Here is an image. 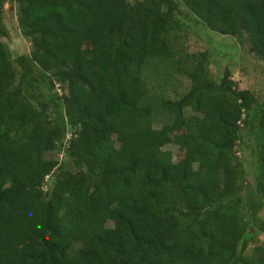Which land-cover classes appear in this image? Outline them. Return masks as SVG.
Returning a JSON list of instances; mask_svg holds the SVG:
<instances>
[{"label": "trees", "instance_id": "trees-1", "mask_svg": "<svg viewBox=\"0 0 264 264\" xmlns=\"http://www.w3.org/2000/svg\"><path fill=\"white\" fill-rule=\"evenodd\" d=\"M15 1L31 51L2 40L0 0V264H264V99L212 77L180 13L264 59V0Z\"/></svg>", "mask_w": 264, "mask_h": 264}, {"label": "rangeland", "instance_id": "rangeland-1", "mask_svg": "<svg viewBox=\"0 0 264 264\" xmlns=\"http://www.w3.org/2000/svg\"><path fill=\"white\" fill-rule=\"evenodd\" d=\"M134 2L135 0H129ZM181 16L189 26L187 45L191 51L207 50L211 53V75L220 78L224 72L229 71L231 78L243 89H251L260 99H264V59L255 55L249 48L245 35L228 36L215 33L206 28L188 9L181 5ZM4 22L8 30V35L2 40L9 46L13 57L20 54H27L31 51V42L23 36L20 31L17 2L15 0H5ZM185 85L179 87L178 94L184 92ZM165 149L171 150L175 159L182 156L183 150L176 144H169ZM237 151L240 159L247 171V189L254 188L255 161L252 149L246 144H239ZM49 156L59 158L58 151L52 152ZM248 194V192H246ZM264 216V210L261 212ZM257 243L264 244V235L259 237Z\"/></svg>", "mask_w": 264, "mask_h": 264}]
</instances>
